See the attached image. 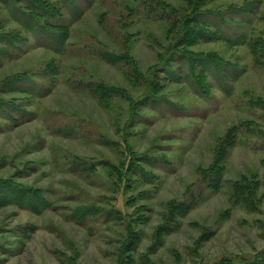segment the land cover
I'll list each match as a JSON object with an SVG mask.
<instances>
[{
	"label": "rangeland",
	"instance_id": "rangeland-1",
	"mask_svg": "<svg viewBox=\"0 0 264 264\" xmlns=\"http://www.w3.org/2000/svg\"><path fill=\"white\" fill-rule=\"evenodd\" d=\"M30 1L54 9L38 21L63 43L17 12L27 0H0V264L264 252L261 49L199 37L180 50L192 70L169 54L199 15L195 36L264 41V0H93L75 23Z\"/></svg>",
	"mask_w": 264,
	"mask_h": 264
},
{
	"label": "trees",
	"instance_id": "trees-1",
	"mask_svg": "<svg viewBox=\"0 0 264 264\" xmlns=\"http://www.w3.org/2000/svg\"><path fill=\"white\" fill-rule=\"evenodd\" d=\"M60 2V5L63 8L64 13L67 15L68 19H70L71 23H75L78 22L83 14H84V10L86 8L91 7L93 0H58ZM27 6H26V11H23L20 9L17 10V12H20L22 14V16H26L32 20H34L35 24L41 28L42 31H44V33L47 34L48 39H50L52 41L51 45L54 44H58V45H62L63 41L58 38L55 34L50 33L43 25L40 24V22L38 21V17L42 16V17H51V14L53 15L54 9H52V12L50 9H47L43 6H40L39 3L37 4H32V2L30 0H27ZM56 14V13H55ZM204 15V14H202ZM206 15V14H205ZM216 15H221V13L216 14ZM200 18V15L197 17L196 21L195 20H184L181 24V34L179 37L175 38V40H173L171 42V45L169 46V54H174L175 52L179 51L178 53L180 55H184L183 57H186L188 59V67L192 70V68L198 64H195V59L193 60V56L186 55V54H182L183 52H180V50H182L185 46H192L193 43L195 42V40L202 38L205 39L206 41H213L214 39L216 40H223L226 41V43L230 44V45H244V44H248V46L252 47H258L261 49L262 54L264 55V41L263 40H249L246 35H242V36H237L236 38H228L226 37L224 34L221 33V31L218 28H213L214 33H210V25L206 24L203 21V24H205L204 26L206 28H208L210 31L207 32L205 30H200L198 32V34L195 36L194 32H191L190 30H187V25L193 22H197L199 24H201L198 19ZM24 25V24H23ZM202 25V24H201ZM30 28V27H29ZM213 32V31H212ZM217 35V36H216ZM198 41V40H197ZM48 48L50 46H47ZM262 55V57L264 58V56ZM201 66L199 65L198 67H202L203 69V73L204 71L206 72L207 70V65L208 64H216L217 62L212 61L211 59L207 58V57H203L201 58ZM167 63V62H166ZM195 64V65H194ZM205 75V74H204ZM206 76V75H205ZM207 77V76H206ZM208 79V78H207ZM197 81H199L197 79ZM206 83V82H205ZM204 83V86H205ZM197 84V83H196ZM198 85L200 86V82L198 83ZM197 85V86H198ZM202 85V84H201ZM27 91V90H26ZM144 162H146L147 164L151 165L152 167L155 168H160L157 165H153L152 162H149L148 159L146 160V158H143ZM153 161V160H151ZM155 161V160H154ZM160 169H165V168H160ZM185 205H181L182 209H185ZM84 212H87L88 214H91L93 216L96 215V212H91L89 210H85ZM124 255V252H121V258L120 261H122V257ZM119 261V262H120ZM229 264H264V252H261L259 254H257L256 256H254L251 259H242L240 260L238 263H233V262H229Z\"/></svg>",
	"mask_w": 264,
	"mask_h": 264
}]
</instances>
